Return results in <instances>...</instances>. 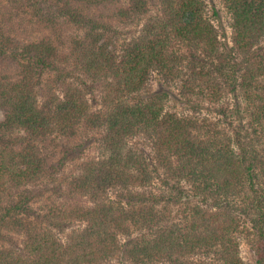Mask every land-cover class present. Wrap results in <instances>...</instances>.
I'll return each mask as SVG.
<instances>
[{
	"label": "trees",
	"instance_id": "trees-1",
	"mask_svg": "<svg viewBox=\"0 0 264 264\" xmlns=\"http://www.w3.org/2000/svg\"><path fill=\"white\" fill-rule=\"evenodd\" d=\"M219 1L0 0V264H264V0Z\"/></svg>",
	"mask_w": 264,
	"mask_h": 264
},
{
	"label": "rangeland",
	"instance_id": "rangeland-1",
	"mask_svg": "<svg viewBox=\"0 0 264 264\" xmlns=\"http://www.w3.org/2000/svg\"><path fill=\"white\" fill-rule=\"evenodd\" d=\"M213 8L216 10L217 14H213ZM209 14L212 16V19L214 23L221 27L225 34L227 35V38H230V26H229V15L225 9V7L221 4L219 0H214L213 3L209 4ZM214 15V16H213ZM220 28V30H221ZM160 87V83L158 81H153V83L149 86V90H157ZM168 90L169 94V106L173 109H184L182 108L185 103L183 100L179 97L177 94V91L174 88H165ZM3 119V114L0 111V121ZM93 147H88L86 150H84L85 154H92ZM241 255L247 263H251L253 261V252L249 248V246L246 244V242H243L241 245Z\"/></svg>",
	"mask_w": 264,
	"mask_h": 264
}]
</instances>
